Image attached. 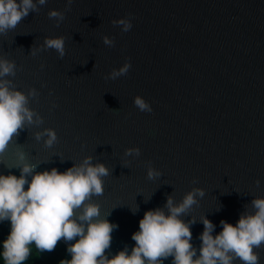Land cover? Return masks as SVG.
Returning <instances> with one entry per match:
<instances>
[{
  "label": "water",
  "instance_id": "95a60500",
  "mask_svg": "<svg viewBox=\"0 0 264 264\" xmlns=\"http://www.w3.org/2000/svg\"><path fill=\"white\" fill-rule=\"evenodd\" d=\"M33 3L0 33V60L13 64L0 81L32 112L0 154V173L19 176L24 163L33 173L63 172L86 158L104 165L102 194L84 203L116 225L108 258L130 252L144 213L167 215L168 199L176 206L194 193L178 217L193 259L203 219L215 236L221 221L234 225L255 211L252 201L264 198V0ZM52 37L64 38L63 56L45 46ZM253 251L264 264V244Z\"/></svg>",
  "mask_w": 264,
  "mask_h": 264
},
{
  "label": "clouds",
  "instance_id": "9594fccd",
  "mask_svg": "<svg viewBox=\"0 0 264 264\" xmlns=\"http://www.w3.org/2000/svg\"><path fill=\"white\" fill-rule=\"evenodd\" d=\"M38 2L43 4L45 0ZM34 9L33 0H0V33L14 29ZM49 15L58 13L51 11ZM118 23H123L125 30L129 27L123 20ZM104 43H110L108 38ZM45 46L64 55L63 37L46 38ZM127 68L125 64L112 75L123 74ZM12 70V63L0 60V77ZM133 102L141 110L147 107L140 97ZM25 121H32L26 96L9 90L0 81V154ZM47 135L46 144L50 145L55 133L48 130ZM23 159L20 154L19 160ZM89 159L63 172L52 168L33 173V166L24 163L19 176L0 173V223L8 222V231L0 239V264H25L32 255L52 252L61 240L69 258H61L58 264H162V258L168 256H172L173 264H231L234 258L242 264H258L253 249L264 244V198L254 199L255 211L241 216L234 225L221 221V231L215 236L213 224L203 219L200 255L193 259L196 250L190 244L189 227L178 218L195 202L192 192L176 206L168 199L167 215L159 209L146 211L138 222V231L132 234L135 245L131 251L121 250L108 258L104 251L116 225L101 217L98 204L84 203L91 196L102 194L101 177L108 170L102 164L92 166Z\"/></svg>",
  "mask_w": 264,
  "mask_h": 264
},
{
  "label": "trees",
  "instance_id": "16d2710c",
  "mask_svg": "<svg viewBox=\"0 0 264 264\" xmlns=\"http://www.w3.org/2000/svg\"><path fill=\"white\" fill-rule=\"evenodd\" d=\"M8 231V222L0 223V239H3ZM66 245L63 241H58L55 249L50 253L32 255L25 264H58L61 258L68 259L65 251Z\"/></svg>",
  "mask_w": 264,
  "mask_h": 264
}]
</instances>
